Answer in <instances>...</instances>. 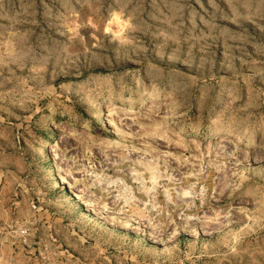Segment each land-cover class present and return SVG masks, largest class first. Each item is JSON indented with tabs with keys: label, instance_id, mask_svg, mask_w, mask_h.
<instances>
[{
	"label": "rangeland",
	"instance_id": "374dc122",
	"mask_svg": "<svg viewBox=\"0 0 264 264\" xmlns=\"http://www.w3.org/2000/svg\"><path fill=\"white\" fill-rule=\"evenodd\" d=\"M0 264H264V0H0Z\"/></svg>",
	"mask_w": 264,
	"mask_h": 264
},
{
	"label": "bare ground",
	"instance_id": "6f19581e",
	"mask_svg": "<svg viewBox=\"0 0 264 264\" xmlns=\"http://www.w3.org/2000/svg\"><path fill=\"white\" fill-rule=\"evenodd\" d=\"M153 105V104H152ZM157 109V108H156ZM110 111V110H109ZM112 111V110H111ZM114 111V110H113ZM126 111V110H125ZM129 111V110H128ZM127 111V112H128ZM152 113V112H151ZM111 114H113V113H111ZM127 115H124V116H121L123 119L122 120H125V122L126 123H128V124H132L133 125V123L136 121V118L134 117V115L132 116L131 114H132V112H128V113H126ZM108 115H109V113H108ZM114 115V114H113ZM138 117V116H137ZM143 117V116H142ZM116 118V117H115ZM118 118V117H117ZM120 118V117H119ZM139 118V117H138ZM140 119V118H139ZM138 119V120H139ZM137 120V121H138ZM140 121V120H139ZM116 122V121H115ZM121 122V121H120ZM141 122V121H140ZM123 123V122H122ZM113 125V124H112ZM127 125V124H126ZM137 126H138V123H137ZM157 126V125H156ZM131 127H133V126H131ZM143 127V126H142ZM148 128V127H147ZM150 129V128H149ZM141 132V131H140ZM153 132V131H152ZM163 133V132H162ZM141 134V133H140ZM149 134V133H148ZM160 134V133H159ZM120 136V135H119ZM149 136V135H148ZM163 136V135H162ZM134 137V136H133ZM153 138V137H152ZM157 138V137H156ZM160 138H162V137H160ZM129 139V138H128ZM145 139V138H144ZM168 139V138H167ZM166 140V139H165ZM155 141H156V139H155ZM116 142V141H115ZM114 142V143H115ZM161 142V141H160ZM166 142V141H165ZM111 142H107L106 144H109L110 146H111V144H110ZM152 143H153V141H152ZM231 143H232V141L229 139V140H226V139H224V138H221L220 140H219V142H218V145H217V148H218V153H221V154H224V152H226L227 150H229V148H230V146H231ZM123 144V143H122ZM121 144V145H122ZM101 145H103L102 143H101ZM115 145V144H114ZM120 145V144H119ZM158 145V144H157ZM109 146V147H110ZM134 146V145H133ZM145 146V145H144ZM141 147V146H140ZM173 147V146H172ZM119 148V147H118ZM143 148V147H142ZM146 148V147H145ZM149 148V147H148ZM166 149V148H165ZM168 149V148H167ZM156 150V149H155ZM168 150H170V149H168ZM118 151V150H117ZM133 151V150H132ZM139 151V149L137 150V154L139 153L138 152ZM172 151H173V149H172ZM121 152L123 153V151L121 150ZM152 152V151H151ZM165 153H167L166 151H164ZM106 153V152H105ZM120 152H118V154H119ZM121 153V154H122ZM143 153V152H142ZM108 154V153H107ZM126 154V153H125ZM136 153H131V154H129V156H128V158H131L132 160H134V161H138L139 159H140V157L137 155ZM151 154V153H150ZM154 154V153H153ZM169 154V153H168ZM214 154V153H213ZM221 154H219V155H221ZM227 154V153H226ZM120 155V154H119ZM155 155V154H154ZM172 155V154H171ZM171 155H169V156H171ZM109 156V155H108ZM113 156H117V155H113ZM153 156V155H152ZM156 156V155H155ZM155 156H153V157H155ZM158 156V155H157ZM213 156V155H212ZM118 157V156H117ZM116 157V158H117ZM186 157V156H185ZM122 158V157H121ZM158 158V157H157ZM156 158V159H157ZM164 158V157H163ZM112 159V158H111ZM142 159V158H141ZM166 159V158H165ZM172 159V158H171ZM190 159V158H189ZM193 160H194V158H192ZM191 159V160H192ZM118 160H120V158L118 159ZM241 160V159H240ZM155 161V160H154ZM167 161H168V159H167ZM171 161V160H170ZM190 161V160H189ZM108 162H110V161H108ZM144 162H145V160H144ZM143 162V163H144ZM150 162H152V161H150ZM164 162V161H163ZM169 162V161H168ZM173 162H174V160H173ZM188 162V161H187ZM192 162V161H191ZM142 163V164H143ZM135 164V163H134ZM139 164V163H138ZM141 164V165H142ZM144 165V164H143ZM147 165V164H146ZM170 165V164H169ZM139 166H140V164H139ZM151 166V165H150ZM191 166V165H190ZM197 166V165H196ZM147 167V166H146ZM144 168H145V166H144ZM146 169V168H145ZM150 169H152V168H150ZM148 171V170H147ZM150 171V170H149ZM152 171V170H151ZM153 173V172H152ZM157 172H155V174H156ZM129 174L130 175H133V176H135V174H134V171L133 170H129ZM138 176V175H137ZM140 178V177H139ZM138 178V179H139ZM157 178H158V176H157ZM162 178V177H161ZM175 178V177H174ZM137 179V180H138ZM141 179V178H140ZM139 179V180H140ZM163 180V179H162ZM154 181V180H153ZM139 182H142L141 180L139 181ZM107 183V182H106ZM105 183V184H106ZM163 183V182H162ZM141 184V183H140ZM139 184V185H140ZM152 184V183H151ZM107 185H108V183H107ZM153 185V184H152ZM143 187V186H142ZM176 188V187H175ZM121 191V190H120ZM190 191V190H189ZM181 196H184V195H186V193H187V191H186V189H181ZM78 194V193H77ZM127 194V193H126ZM187 197H188V195H187ZM141 206V205H140ZM222 212V211H221ZM221 214V213H220ZM224 218L226 217V216H223ZM221 220V219H220ZM220 225V224H219Z\"/></svg>",
	"mask_w": 264,
	"mask_h": 264
},
{
	"label": "built area",
	"instance_id": "2783aa9c",
	"mask_svg": "<svg viewBox=\"0 0 264 264\" xmlns=\"http://www.w3.org/2000/svg\"><path fill=\"white\" fill-rule=\"evenodd\" d=\"M22 234H23V235H27V231H26V230L23 231Z\"/></svg>",
	"mask_w": 264,
	"mask_h": 264
}]
</instances>
